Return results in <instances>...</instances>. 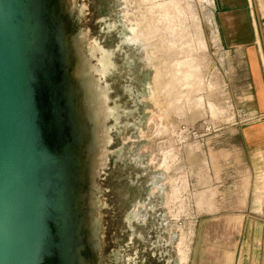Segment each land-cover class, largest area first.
I'll use <instances>...</instances> for the list:
<instances>
[{
	"label": "rangeland",
	"instance_id": "374dc122",
	"mask_svg": "<svg viewBox=\"0 0 264 264\" xmlns=\"http://www.w3.org/2000/svg\"><path fill=\"white\" fill-rule=\"evenodd\" d=\"M62 2L84 46L87 264H264L261 41L255 60L225 46L213 0Z\"/></svg>",
	"mask_w": 264,
	"mask_h": 264
},
{
	"label": "water",
	"instance_id": "95a60500",
	"mask_svg": "<svg viewBox=\"0 0 264 264\" xmlns=\"http://www.w3.org/2000/svg\"><path fill=\"white\" fill-rule=\"evenodd\" d=\"M54 3L59 13L58 9L64 8V3L62 0ZM64 12L72 20L69 11L64 8ZM259 23L264 46V26ZM21 27L19 0H0V264H74L58 256L55 244L47 248V237L41 235L42 226L50 227L51 231L55 228L50 213L52 208L47 201L54 194L52 186L58 170L56 151L73 140L72 122L64 109L65 99L60 97L61 91L54 84L60 81L62 75L58 44L53 41L49 53L30 49ZM71 30L70 27V38L74 43ZM75 48L80 52L81 64L84 46L80 49L79 44V48L76 45ZM80 64L73 77L75 95L78 91L74 81ZM41 86L49 94L45 105L50 111L47 122L41 112ZM77 97L76 105L81 110L73 119L83 147L86 188L92 196V179L87 171L88 150L81 130L82 107L79 105L80 97ZM55 101L58 111L54 110ZM43 124L57 129L58 140L56 138L51 144L44 141ZM33 179L38 185L39 195L34 192ZM86 202L89 207L92 206L91 197ZM87 226L81 239L85 245L86 264L89 262L85 242V238L89 237ZM55 240L56 236L53 237ZM43 243L47 251L34 250L35 247L41 248Z\"/></svg>",
	"mask_w": 264,
	"mask_h": 264
},
{
	"label": "bare ground",
	"instance_id": "6f19581e",
	"mask_svg": "<svg viewBox=\"0 0 264 264\" xmlns=\"http://www.w3.org/2000/svg\"><path fill=\"white\" fill-rule=\"evenodd\" d=\"M56 0H19L22 11L21 32L25 34L26 45L30 49L39 47L41 52L49 53L50 44L55 41L58 44L59 58L61 60L62 75L56 84L65 99V112L70 123L72 122V141H67L56 151L57 172L52 186L53 195L49 197L47 204L52 208L51 218L55 228L42 226L41 235H46L47 245L57 250L59 257L69 260L74 264H86L85 245L82 244V234L86 231L87 218L82 208V197L85 191L83 147L78 139L76 122L73 119L79 115L80 107L77 104L78 97L74 93V67L75 59L71 58L73 42L69 38L70 28L64 18V8L58 9ZM21 26V25H20ZM76 97V103H75ZM58 102V100H57ZM54 110L59 106L54 102ZM34 192L39 195L38 185L34 183ZM56 240L53 241V237ZM34 250H45V244ZM88 257V256H87ZM248 258V257H247Z\"/></svg>",
	"mask_w": 264,
	"mask_h": 264
},
{
	"label": "crops",
	"instance_id": "0c3cea01",
	"mask_svg": "<svg viewBox=\"0 0 264 264\" xmlns=\"http://www.w3.org/2000/svg\"><path fill=\"white\" fill-rule=\"evenodd\" d=\"M212 3L223 44L230 49L243 50L253 58L258 56V43H262L259 21L264 26V0H213ZM254 64L251 69L256 71L258 67ZM260 131L263 132V129ZM253 137L256 142L259 139L262 141L264 133Z\"/></svg>",
	"mask_w": 264,
	"mask_h": 264
}]
</instances>
